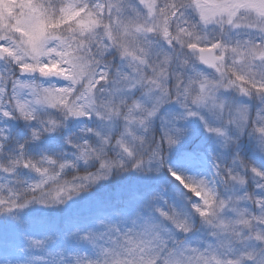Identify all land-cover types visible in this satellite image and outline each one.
I'll use <instances>...</instances> for the list:
<instances>
[{
    "label": "snow or ice",
    "instance_id": "1",
    "mask_svg": "<svg viewBox=\"0 0 264 264\" xmlns=\"http://www.w3.org/2000/svg\"><path fill=\"white\" fill-rule=\"evenodd\" d=\"M0 264H264V0H0Z\"/></svg>",
    "mask_w": 264,
    "mask_h": 264
}]
</instances>
